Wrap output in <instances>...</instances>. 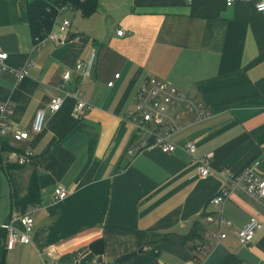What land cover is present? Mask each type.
I'll list each match as a JSON object with an SVG mask.
<instances>
[{
  "label": "crops",
  "instance_id": "crops-1",
  "mask_svg": "<svg viewBox=\"0 0 264 264\" xmlns=\"http://www.w3.org/2000/svg\"><path fill=\"white\" fill-rule=\"evenodd\" d=\"M31 1L0 0L5 65L32 64L19 82L0 75V105L9 102L6 120L28 133L15 147L33 154L10 175L0 167L8 185L4 203L0 183V225L32 174L39 194L37 206L22 213L36 209L31 243L6 251V264H187L194 256L200 264H264V198L233 189L218 208L208 204L225 188L224 177L246 169L264 177V12L254 11L264 0L230 6L226 0H98L87 19L60 14L55 32L65 13L80 17L68 21L65 43L45 41L36 49L27 23ZM90 54L91 74L82 79L74 68ZM147 78L192 95L210 116L169 137L174 153L151 146L129 158L126 152L145 138L130 116ZM75 92L92 106L78 120L71 116ZM56 95L63 104L49 114ZM37 111H45L43 128L33 134ZM187 143L195 144L196 158L213 154L206 178L183 151ZM58 186L67 197L52 203ZM208 214L231 226L208 223ZM252 218L262 228L241 246L236 233Z\"/></svg>",
  "mask_w": 264,
  "mask_h": 264
},
{
  "label": "built area",
  "instance_id": "built-area-1",
  "mask_svg": "<svg viewBox=\"0 0 264 264\" xmlns=\"http://www.w3.org/2000/svg\"><path fill=\"white\" fill-rule=\"evenodd\" d=\"M234 0H226V6H230ZM243 2L244 0H237ZM63 11L71 12L69 9L63 8L60 10L58 17L55 20V27L60 14ZM254 11L257 14L264 12V1L257 3L254 6ZM69 22L62 20L56 27V32L52 31L46 36L43 41L34 48H38L43 42L48 41L55 44L65 43L68 39ZM123 31H116V36L121 37ZM94 54H90L85 63L76 64L74 70L80 75V78L86 79L90 77L93 66ZM7 54L0 52V75L4 72L12 74L19 82L28 76V70L32 67L31 63H26L23 67L17 70H10L5 65ZM119 75H115L117 79ZM62 81L67 83L70 79V72H64ZM108 87L112 83L107 84ZM66 94H64L65 96ZM75 104L71 112V116L78 120L92 109V106L82 100L79 92L70 95ZM63 96H54L50 99L46 106V112L54 114L58 112L63 104ZM134 112L130 116L131 122L134 124L138 134L145 138L140 139L133 147L126 153L129 158L135 157L141 151L155 146L164 154H172L177 150V146L171 144L168 139L171 135L178 133L183 126L205 121L210 116V111L207 110L201 103L197 102L195 98L183 92L176 90L168 84L154 78L145 79L137 88L134 95ZM10 113V103L5 102L0 105V155L3 156V164L26 166L28 165L33 154L28 149H17L16 143L24 142L28 139V133L15 131L13 124L6 120V116ZM45 111H37L31 127L33 134H39L43 128ZM10 138V142L5 140ZM7 143L11 151L3 153V144ZM183 151L189 156L191 162L195 163L197 174L200 178H206L209 173L210 160L213 157L212 153H208L201 158L195 157L196 146L194 143H187L182 146ZM227 184L224 189L215 197L211 198L208 204L214 208H218L227 197L230 190L238 189L247 194L249 197L261 200L264 198V177H259L246 169L236 176L224 177ZM67 197V192L60 186L53 190L51 202H62ZM36 209H31L29 213L21 214L12 210L7 222L0 225V231L6 232V251L14 249L17 243L28 245L31 243V234L33 229V214ZM208 223H215L218 228H229L231 224L212 214L206 216ZM15 225L19 227L16 228ZM262 224L255 219H250L246 225L237 231L236 236L239 245H249L256 232L260 231ZM225 236L220 235L223 239ZM204 247L199 246L198 252H204ZM194 254V253H193ZM187 264H200L198 260L193 257V260Z\"/></svg>",
  "mask_w": 264,
  "mask_h": 264
},
{
  "label": "trees",
  "instance_id": "trees-1",
  "mask_svg": "<svg viewBox=\"0 0 264 264\" xmlns=\"http://www.w3.org/2000/svg\"><path fill=\"white\" fill-rule=\"evenodd\" d=\"M63 8L69 9L74 13H79L82 18L87 19L96 12L98 0H33L29 2L26 7L27 23L34 46L43 41L52 31L55 20ZM11 150L12 148L7 143L3 144V153ZM0 167H2L5 175H10L13 171L22 170L24 166L3 164V156L0 155ZM12 199V209L17 212L19 211L21 214L27 209L37 206L39 194L35 174H32L28 180L26 194L23 197L14 194ZM5 241L6 232L0 231V264H6ZM194 249L193 251H195Z\"/></svg>",
  "mask_w": 264,
  "mask_h": 264
},
{
  "label": "rangeland",
  "instance_id": "rangeland-1",
  "mask_svg": "<svg viewBox=\"0 0 264 264\" xmlns=\"http://www.w3.org/2000/svg\"><path fill=\"white\" fill-rule=\"evenodd\" d=\"M64 19L73 24L74 22H78L80 20V17L77 14L73 15L70 13H65L64 15H62V20ZM18 144L19 143H17V145ZM0 183H1L2 190H4L3 202L5 203L6 200H8V185L1 171H0Z\"/></svg>",
  "mask_w": 264,
  "mask_h": 264
}]
</instances>
